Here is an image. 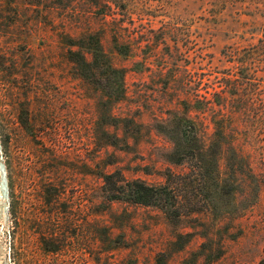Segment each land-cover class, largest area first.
Wrapping results in <instances>:
<instances>
[{
  "label": "rangeland",
  "instance_id": "374dc122",
  "mask_svg": "<svg viewBox=\"0 0 264 264\" xmlns=\"http://www.w3.org/2000/svg\"><path fill=\"white\" fill-rule=\"evenodd\" d=\"M88 35L118 98L119 74L68 58L90 61ZM244 83L264 88V0H0V264H264V101ZM181 140L206 155L171 164ZM114 172L178 175L180 220L107 204Z\"/></svg>",
  "mask_w": 264,
  "mask_h": 264
},
{
  "label": "trees",
  "instance_id": "16d2710c",
  "mask_svg": "<svg viewBox=\"0 0 264 264\" xmlns=\"http://www.w3.org/2000/svg\"><path fill=\"white\" fill-rule=\"evenodd\" d=\"M91 40L90 45H85L88 54L90 55V61L80 51H68L69 60L74 63L77 68L80 77L84 80H89V75L94 76L95 70L106 67L112 74H119L121 79L114 88L117 89V98L121 96L123 91L122 73L119 70L114 69L105 61V55L101 50L99 40L94 35L87 36ZM80 40H78L79 42ZM72 42V41H71ZM73 46L79 48L83 47L82 43ZM248 80V79H247ZM246 82V81H245ZM240 102L249 103L260 99L264 101V88L256 89L255 85L244 83L240 85ZM247 86L249 88H247ZM116 97V96H115ZM27 128L26 123H23ZM190 143L186 140H181L175 143L174 148L166 156L167 161L171 164L181 166L188 163L187 160L191 158L196 159V152L199 157H204L207 153L197 148L196 150L189 147ZM199 169L203 170V165L199 166ZM204 175V171L202 173ZM178 175L167 172L165 182L161 185H149L142 180L134 179L128 180L121 174L114 173H100L101 186L104 201L108 203L121 202L131 205L150 206L159 209L164 216L172 222L180 220L182 215L180 210V203L178 201L177 185L175 179ZM205 177V176H204ZM206 178V177H205Z\"/></svg>",
  "mask_w": 264,
  "mask_h": 264
}]
</instances>
